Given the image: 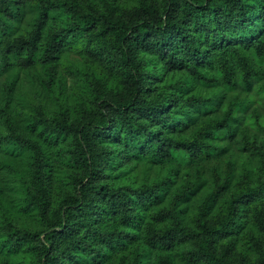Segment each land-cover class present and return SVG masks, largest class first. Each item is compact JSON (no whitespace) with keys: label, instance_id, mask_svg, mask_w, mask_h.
<instances>
[{"label":"clouds","instance_id":"clouds-1","mask_svg":"<svg viewBox=\"0 0 264 264\" xmlns=\"http://www.w3.org/2000/svg\"><path fill=\"white\" fill-rule=\"evenodd\" d=\"M0 264H264V0H0Z\"/></svg>","mask_w":264,"mask_h":264}]
</instances>
